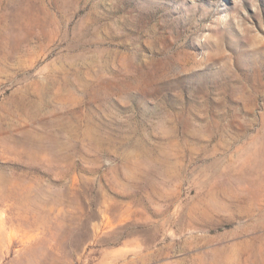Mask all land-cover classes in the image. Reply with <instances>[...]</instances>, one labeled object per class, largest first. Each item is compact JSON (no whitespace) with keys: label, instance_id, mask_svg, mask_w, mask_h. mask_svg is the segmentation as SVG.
<instances>
[{"label":"rangeland","instance_id":"374dc122","mask_svg":"<svg viewBox=\"0 0 264 264\" xmlns=\"http://www.w3.org/2000/svg\"><path fill=\"white\" fill-rule=\"evenodd\" d=\"M0 264H264V0H0Z\"/></svg>","mask_w":264,"mask_h":264}]
</instances>
